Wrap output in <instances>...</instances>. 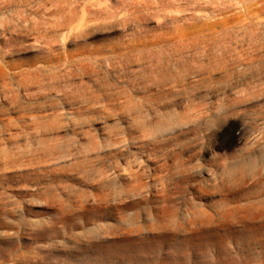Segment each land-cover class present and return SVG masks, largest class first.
<instances>
[{
	"label": "rangeland",
	"instance_id": "rangeland-1",
	"mask_svg": "<svg viewBox=\"0 0 264 264\" xmlns=\"http://www.w3.org/2000/svg\"><path fill=\"white\" fill-rule=\"evenodd\" d=\"M0 75V264H264V0H0Z\"/></svg>",
	"mask_w": 264,
	"mask_h": 264
},
{
	"label": "bare ground",
	"instance_id": "bare-ground-1",
	"mask_svg": "<svg viewBox=\"0 0 264 264\" xmlns=\"http://www.w3.org/2000/svg\"><path fill=\"white\" fill-rule=\"evenodd\" d=\"M18 1H20V0H5V4H8V5H10V4H15V3H17ZM210 50V49H209ZM207 54V53H206ZM197 64V63H196ZM3 66V65H2ZM187 73V72H186ZM1 76V75H0ZM10 94V91L8 90V89H6L5 87H3L2 88V94L1 95H3V97L5 98V97H8V95ZM11 101H15V97L14 98H10V97H8ZM19 122H21V119H18L17 121H16V123H14V125H13V123L11 122H8V121H6V123H1V125H0V135H2V134H4V133H7L6 135H7V138H6V140H5V144H7V143H10V142H12L13 141V139H16V138H18V136H13L11 133H10V131H11V128H12V126H16L17 127V125L16 124H18ZM19 127V126H18ZM13 145V148L14 149H16V150H19L20 148L19 147H16V146H14V145H17V142H15V143H13L12 144ZM15 154H17V153H15ZM18 155H19V153H18Z\"/></svg>",
	"mask_w": 264,
	"mask_h": 264
}]
</instances>
